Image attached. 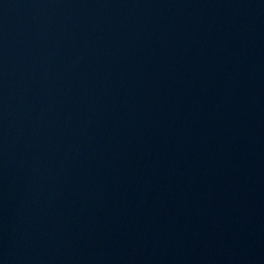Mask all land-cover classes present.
<instances>
[{
	"label": "water",
	"instance_id": "obj_1",
	"mask_svg": "<svg viewBox=\"0 0 264 264\" xmlns=\"http://www.w3.org/2000/svg\"><path fill=\"white\" fill-rule=\"evenodd\" d=\"M0 264H264V0H0Z\"/></svg>",
	"mask_w": 264,
	"mask_h": 264
}]
</instances>
